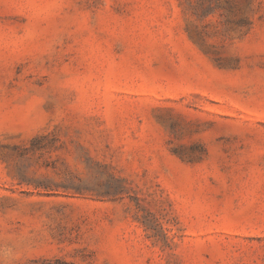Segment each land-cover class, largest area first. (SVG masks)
Segmentation results:
<instances>
[{"label":"rangeland","instance_id":"374dc122","mask_svg":"<svg viewBox=\"0 0 264 264\" xmlns=\"http://www.w3.org/2000/svg\"><path fill=\"white\" fill-rule=\"evenodd\" d=\"M0 264H264V0H0Z\"/></svg>","mask_w":264,"mask_h":264}]
</instances>
